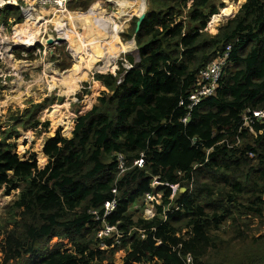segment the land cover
I'll return each instance as SVG.
<instances>
[{"label":"trees","instance_id":"16d2710c","mask_svg":"<svg viewBox=\"0 0 264 264\" xmlns=\"http://www.w3.org/2000/svg\"><path fill=\"white\" fill-rule=\"evenodd\" d=\"M222 2L150 0L140 30L134 17L124 35L139 59L128 54L129 69L95 74L106 92L71 137L47 140L44 168L35 155L20 159L10 141L20 128L46 130L35 116L44 105L11 116L5 130L0 121V187L21 189L0 223V264H115L123 249L126 264H186L187 255L195 264H264V118L250 113L264 110V0H245L211 34ZM10 19L23 20L19 6L0 8V23ZM228 46L217 93L190 108L200 71ZM158 193L156 215L136 219L132 207ZM107 226L119 243L116 233L101 235Z\"/></svg>","mask_w":264,"mask_h":264},{"label":"rangeland","instance_id":"374dc122","mask_svg":"<svg viewBox=\"0 0 264 264\" xmlns=\"http://www.w3.org/2000/svg\"><path fill=\"white\" fill-rule=\"evenodd\" d=\"M244 2L245 0H223V6L219 3V11L211 17L207 30L211 34H215L222 25L226 24L229 19L236 15ZM26 3L27 5L29 4V8L34 7L31 19L22 15L23 20L21 22L10 19L8 24L0 23V121L2 130H5L12 123L10 121L11 116H21L27 110H30L33 105H44L45 109L35 116L37 120H40L43 124H47L46 130L43 132L33 129L24 131L20 128L19 137L10 140L16 142V153L20 159H31L32 155H35L38 166L44 168L48 162V157L44 153L47 140L55 137L59 131L63 136L71 137L78 116L91 110L97 103L98 98L106 92V88L102 82L95 80V74H117L122 67L129 69L132 66L126 60V55H132L135 60H138L139 54L135 39L126 40L124 37L130 31L132 20L127 21L126 24L122 20L124 25L118 33L121 38L120 43L119 45L118 43L115 45L112 42L114 41L112 33V37L108 39V31H104L94 25H92L93 28L90 26L85 27L81 22L71 23L70 19L67 18L63 28L69 34L72 31L77 32L74 38L72 40L65 38L66 43L48 45L47 40L49 38L57 39L58 37H62L58 29H55L57 27L53 21L59 13L58 9L53 5H43L38 0H26ZM191 4L192 1L189 2V7ZM95 9H98L96 10L98 12L104 10L107 14L119 12V6L114 1L110 2L108 0L95 1L89 7L88 12ZM68 11L78 17L84 14L80 10ZM130 14L135 15L134 17L140 15L139 13ZM120 21L117 19L115 22L119 23ZM29 22L38 24L41 29V32L37 34V37L31 43L21 40L22 27L29 25ZM90 28L92 31H90ZM105 37H107V40ZM94 39H103L112 45H110L111 47L105 45H101L100 47L99 44H92V40ZM123 43H131L134 45V48L131 50L124 49L121 47ZM37 45H42V47L36 48ZM30 46L34 47L30 48L32 51L27 50ZM105 47H107V50ZM19 50L21 54L20 58L17 54ZM30 53L35 57L32 60L27 58ZM74 53L81 55V57L76 56ZM102 57H105V59L101 63L98 62L101 61ZM84 58L85 62H83L82 68L88 61L92 62L93 67L81 72L83 73L80 74L82 78L80 80L77 79V87L69 92L67 84L64 85L59 81H62L69 73H73V70L77 69L79 64H82V59ZM121 61L123 63H120ZM77 73H79L78 70ZM85 73L86 78L83 77ZM42 126L39 129H44ZM157 185V182L153 184L154 187H157ZM20 191L21 189H15L10 194H7L6 188L0 187V223L5 216L7 208L18 199ZM177 195L178 192L175 188L172 198ZM162 200V193L148 195L143 201L137 202L132 207L131 212L136 219L138 217L145 219L152 218L156 215V207L161 205ZM263 232L264 229L261 233ZM2 239L3 236H0V244ZM127 254L128 252L124 249L117 252L114 256V263L126 264ZM1 259L2 253L0 248V261Z\"/></svg>","mask_w":264,"mask_h":264},{"label":"bare ground","instance_id":"6f19581e","mask_svg":"<svg viewBox=\"0 0 264 264\" xmlns=\"http://www.w3.org/2000/svg\"><path fill=\"white\" fill-rule=\"evenodd\" d=\"M110 1V0H109ZM114 1V0H113ZM132 2H129L126 0H116L119 9L118 11H120L121 9H124L123 13H117L114 15V17H118V19H120L121 21L119 23H116L115 20H113V18L109 15H106V12L104 10H100L98 11H91L89 13L80 15L79 17L76 16L75 14H72L71 12H69L68 10L65 9H60L58 10L59 13L55 16V18L53 19V21L56 24L55 29H58V32L60 34V36L64 37V38H68L70 40H72L74 38V35L77 32L72 31L71 34H69V32L65 31L63 26L60 25V22H62L63 24H65V21L67 20V18L70 19L71 23H77V22H81L83 23V25H85V27H92V25L97 26L98 28L103 29L104 31H108L109 33L113 34V39L114 41H112L115 45L118 43H120V38L118 36V33L121 31L123 25H122V20L127 18L129 19L130 17V13L131 12H142L145 8H146V0H131ZM115 2V1H114ZM127 8H129L130 12L127 11ZM98 10V9H95ZM55 14V13H54ZM113 14V13H112ZM123 18V19H122ZM31 19V17L29 18ZM46 20V19H45ZM47 21V20H46ZM45 21V22H46ZM52 21V20H51ZM124 21V20H123ZM217 21V20H216ZM42 24V23H41ZM46 25V24H45ZM43 26V25H42ZM112 26H114L112 28ZM93 28V27H92ZM112 28V29H111ZM23 29V33L21 35V40L23 42H33L35 40V38L37 37V34L41 32L40 26L36 23H29V25H24L22 27ZM91 29V28H90ZM86 30V29H85ZM94 30V29H93ZM92 31V29L90 30ZM24 34V35H23ZM110 36V35H109ZM107 38V37H106ZM112 39V40H113ZM91 40V38H90ZM82 41V40H81ZM84 41V40H83ZM128 42V41H127ZM84 43V42H83ZM99 44L100 47L101 45H105V46H110L112 44H109L108 41H104L103 39H99V40H92V44ZM85 44V43H84ZM114 45V46H115ZM92 47V45H90ZM89 46V47H90ZM113 46V47H114ZM99 47V46H98ZM111 47V46H110ZM121 47L124 49H133L134 45L131 43H123L121 44ZM107 50V47H105ZM113 49V48H111ZM90 50V49H89ZM82 51V50H81ZM101 51V50H100ZM108 52V51H107ZM87 53V51H86ZM103 53V52H102ZM76 56L81 57V55L74 53ZM94 54V53H93ZM105 54V52H104ZM11 55V54H10ZM89 55V54H88ZM95 57V55H93ZM97 57V56H96ZM94 59V58H93ZM83 62H85V58L82 59V64H79L77 69L73 70V73H69V75L67 77H65L64 79H62L61 82L62 84H67L69 92L73 91L77 85H76V81L77 79L80 80L82 77L80 76V74H83L81 72H83V70H88L91 69L93 67V64L91 61L86 62V65L83 66ZM94 62V61H93ZM77 70L79 71V73L76 74ZM68 73V72H67ZM83 77L86 78V73L83 75ZM55 80V79H54ZM58 80V79H57ZM70 81V82H68ZM71 81H73L71 83Z\"/></svg>","mask_w":264,"mask_h":264},{"label":"built area","instance_id":"2783aa9c","mask_svg":"<svg viewBox=\"0 0 264 264\" xmlns=\"http://www.w3.org/2000/svg\"><path fill=\"white\" fill-rule=\"evenodd\" d=\"M43 5H53L58 10L60 9H67L68 4L73 0H38ZM6 5H15L19 6L23 12V14L27 17L31 16V13L34 7L29 8L26 0H0V8H3ZM229 55H230V46L227 47V50L209 63L205 68H203L199 73V83L198 87L192 92L191 96L189 97V107L193 108L194 106L198 105L204 98L215 95L217 93V89L220 85V80L222 79L227 67L230 65L229 63ZM250 113L253 114L254 117L264 118V110H256L251 111ZM251 120L250 116H246L244 120V124L248 125ZM140 163V162H139ZM120 167L124 169V163L121 160ZM158 184L160 183L158 180H155ZM154 182V183H155ZM176 186L173 187L175 189ZM116 199L112 201H108L106 203V211L104 214V218L114 211L116 207ZM114 233L115 235V242H118V238L121 236L115 227L107 226L106 229L103 231L101 235H110L112 236ZM122 237V236H121ZM102 248H107L105 243H102ZM186 264H195L191 255H187L185 258Z\"/></svg>","mask_w":264,"mask_h":264},{"label":"crops","instance_id":"0c3cea01","mask_svg":"<svg viewBox=\"0 0 264 264\" xmlns=\"http://www.w3.org/2000/svg\"><path fill=\"white\" fill-rule=\"evenodd\" d=\"M108 1H109V0H108ZM114 1H115V3L117 4L116 0H114ZM127 1L132 2L131 0H126V2H127ZM110 2H113V0H110ZM149 2H150V0H148V4H147V0H146V8H145L142 12H140L139 14H142L143 12H144V13L147 12V10H148V8H149V7H148V6H149ZM94 3H95V2H94ZM28 5H29V4H28ZM117 5H118V4H117ZM90 7H91V6H90ZM67 9H68V8H67ZM67 9H65V10H67ZM68 10H69V9H68ZM129 10H130V9L127 8V11H128V12H130ZM34 11H35V10H34ZM70 11H71V10H70ZM80 11H81V10H80ZM91 11H96V10H91ZM91 11H89V12H91ZM81 12H83L84 14L89 13L88 10H86V11H81ZM117 13H118V12H117ZM117 13H115V14H117ZM131 13H132V14H134V13L136 14V13H138V12H131ZM106 14H107V13H106ZM115 14L113 13V14H107V15L111 16V17L113 18V20L117 21L118 17H114ZM22 15H23L24 17H26V16L23 14V12H22ZM134 16H135V15H131V14H130V16H129L130 18H129V19H128V18H127V20H126V19H123V18H122V19L125 21V24H126V22H127V21H131V20L134 18ZM138 16H139V15H138ZM138 16L136 15V17H138ZM30 17H31V16H30ZM30 17H27V18L29 19ZM116 18H117V19H116ZM118 20H120V19H118ZM29 23H30V22H29ZM60 25L64 26V24H63L62 22H60ZM122 25H124V24L122 23ZM113 27H114V26H112V28H113ZM112 28H111V29H112ZM135 33H136V32H135ZM15 34H16V33H15ZM109 35H110V36H109L108 39H110V38L112 37V36H111V33H109ZM118 36H119V38H120V35H119V34H118ZM121 36H122V35H121ZM105 38H106V37H105ZM122 38H123V37H122ZM120 39H121V38H120ZM134 39H135V38H134ZM106 40H107V38H106ZM135 44H136V40H135ZM55 136H56V135H55ZM52 138H53V137H52ZM120 163H121V162H120ZM124 168H125V166H124ZM121 170H122V169H121ZM123 170H124V169H123ZM123 170H122V171H123Z\"/></svg>","mask_w":264,"mask_h":264},{"label":"water","instance_id":"95a60500","mask_svg":"<svg viewBox=\"0 0 264 264\" xmlns=\"http://www.w3.org/2000/svg\"><path fill=\"white\" fill-rule=\"evenodd\" d=\"M145 17H146V13H144V12L138 16V21H137V26H136V33L140 30L141 24L144 21ZM47 43H48V45H53L55 43L62 44V43H66V39L64 37H58L57 39L49 38L47 40ZM30 47H33V46H30ZM197 141H198V139L194 138V142L196 143Z\"/></svg>","mask_w":264,"mask_h":264},{"label":"flooded vegetation","instance_id":"af4514ba","mask_svg":"<svg viewBox=\"0 0 264 264\" xmlns=\"http://www.w3.org/2000/svg\"><path fill=\"white\" fill-rule=\"evenodd\" d=\"M104 59H105V57H102L101 61H98V62H100V63H101V62H102Z\"/></svg>","mask_w":264,"mask_h":264},{"label":"clouds","instance_id":"9594fccd","mask_svg":"<svg viewBox=\"0 0 264 264\" xmlns=\"http://www.w3.org/2000/svg\"><path fill=\"white\" fill-rule=\"evenodd\" d=\"M176 189H177V186H176ZM174 190V189H173ZM182 190H185V188H182Z\"/></svg>","mask_w":264,"mask_h":264}]
</instances>
